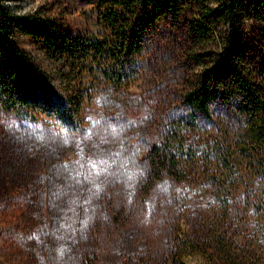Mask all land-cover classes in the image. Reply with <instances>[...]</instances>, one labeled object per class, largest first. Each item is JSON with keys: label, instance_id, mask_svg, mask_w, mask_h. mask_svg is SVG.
Instances as JSON below:
<instances>
[{"label": "rangeland", "instance_id": "obj_1", "mask_svg": "<svg viewBox=\"0 0 264 264\" xmlns=\"http://www.w3.org/2000/svg\"><path fill=\"white\" fill-rule=\"evenodd\" d=\"M2 1L15 13L39 9L63 36L99 31L92 0ZM239 38L264 93V24ZM139 45L131 80L99 86L80 130L0 109V264H120L122 255L165 264L172 250L184 264H264V134L244 139L243 98L223 81L207 88L204 106L191 104L200 70L181 24L165 19ZM174 132L192 137L198 168L142 196L146 153Z\"/></svg>", "mask_w": 264, "mask_h": 264}, {"label": "trees", "instance_id": "obj_2", "mask_svg": "<svg viewBox=\"0 0 264 264\" xmlns=\"http://www.w3.org/2000/svg\"><path fill=\"white\" fill-rule=\"evenodd\" d=\"M92 3L99 31L83 38L63 36L42 18L39 9L15 13L0 0L1 110L18 117H57L68 129L80 130V111L94 92L104 85L114 89L126 86L131 80L128 61L139 55V44L155 35L167 19L171 25L184 28L186 53L200 70L197 87L188 95L191 104L204 106L207 88L223 81L243 98L242 136L250 143L259 141L264 134V93L254 79L255 70L244 55L239 34L246 25L264 24V0ZM22 41H28L31 51L22 47ZM36 52L49 58H38ZM192 141L185 132H174L150 147L146 153L148 169L138 186L142 196L164 177L182 183L194 175L199 150ZM187 242L184 237L183 248ZM226 244L221 247L230 255V243ZM122 256L120 264H126ZM165 264L184 262L178 251L172 250Z\"/></svg>", "mask_w": 264, "mask_h": 264}]
</instances>
